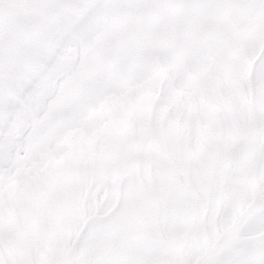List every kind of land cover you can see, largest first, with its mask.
I'll return each mask as SVG.
<instances>
[{
    "label": "snow or ice",
    "instance_id": "6c2138e0",
    "mask_svg": "<svg viewBox=\"0 0 264 264\" xmlns=\"http://www.w3.org/2000/svg\"><path fill=\"white\" fill-rule=\"evenodd\" d=\"M15 4L0 16V264H264V0ZM147 90L150 121L132 108ZM192 113L211 137L170 143ZM105 179L112 205L92 200Z\"/></svg>",
    "mask_w": 264,
    "mask_h": 264
},
{
    "label": "rangeland",
    "instance_id": "374dc122",
    "mask_svg": "<svg viewBox=\"0 0 264 264\" xmlns=\"http://www.w3.org/2000/svg\"><path fill=\"white\" fill-rule=\"evenodd\" d=\"M16 4L15 0H0V16H16ZM197 15L191 12H157L154 13V17L168 16L170 18L175 19L177 22H181L189 17ZM152 98L151 90L145 91L140 102L137 105L132 106L133 110L138 114L139 119L151 120V110L147 107L149 100ZM203 108L207 111L209 120L214 119L218 113L219 109H217L214 105V102L211 99L203 101ZM127 110V109H125ZM167 115V114H165ZM27 125H18L14 129V135H22L26 130ZM212 135V125L211 123H205L200 119L198 115L195 113L187 115L183 119H178L174 126L168 132L169 142L176 145L177 147L182 146L189 139L195 140L200 138L202 140H207ZM91 141V134L88 132L81 133L76 141L72 144V150L78 152L86 151L89 143ZM38 180L33 178L30 184H27L24 188L25 192H28ZM11 206L13 209L20 203L19 195H18V185L13 182L11 185ZM12 225L15 226L16 218L13 216Z\"/></svg>",
    "mask_w": 264,
    "mask_h": 264
},
{
    "label": "clouds",
    "instance_id": "9594fccd",
    "mask_svg": "<svg viewBox=\"0 0 264 264\" xmlns=\"http://www.w3.org/2000/svg\"><path fill=\"white\" fill-rule=\"evenodd\" d=\"M239 15L243 17L245 13H240ZM91 186H92V183L90 182L89 187ZM119 191H120V186L117 182L109 180V179H105L93 191L92 193L93 203H95L96 195L99 193H102L101 200L103 202H106L108 205H112L114 200L118 198Z\"/></svg>",
    "mask_w": 264,
    "mask_h": 264
}]
</instances>
